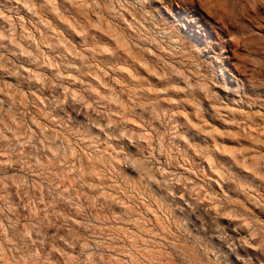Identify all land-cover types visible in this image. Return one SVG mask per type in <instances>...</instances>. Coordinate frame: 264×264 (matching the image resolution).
Returning a JSON list of instances; mask_svg holds the SVG:
<instances>
[{"label": "clouds", "instance_id": "obj_1", "mask_svg": "<svg viewBox=\"0 0 264 264\" xmlns=\"http://www.w3.org/2000/svg\"><path fill=\"white\" fill-rule=\"evenodd\" d=\"M176 2L0 0V264H264V32Z\"/></svg>", "mask_w": 264, "mask_h": 264}, {"label": "rangeland", "instance_id": "obj_2", "mask_svg": "<svg viewBox=\"0 0 264 264\" xmlns=\"http://www.w3.org/2000/svg\"><path fill=\"white\" fill-rule=\"evenodd\" d=\"M170 15L182 25L187 38L200 47H209L221 31L237 28L242 18L255 26L257 31L264 32V27L257 23L258 20L264 21V0H260L259 4L254 2L246 8H241L239 16L235 9L230 6L228 0H177ZM256 39H260V37L253 39L242 34L239 38L233 36V43L238 49L243 47L247 51L248 43L255 46ZM236 59L242 66L239 70L248 75L247 68L243 67L249 62L248 57L237 54ZM233 63L234 61L231 60L223 62V77L220 79L221 84L230 88L236 84L234 76L239 75L236 73ZM218 91L222 96L229 95L224 93L222 89H218ZM215 123L223 127L219 121Z\"/></svg>", "mask_w": 264, "mask_h": 264}, {"label": "bare ground", "instance_id": "obj_3", "mask_svg": "<svg viewBox=\"0 0 264 264\" xmlns=\"http://www.w3.org/2000/svg\"><path fill=\"white\" fill-rule=\"evenodd\" d=\"M207 4V3H206ZM223 23V22H222Z\"/></svg>", "mask_w": 264, "mask_h": 264}]
</instances>
